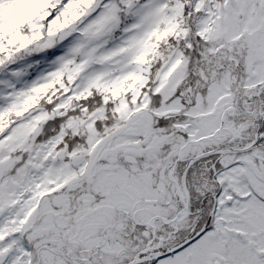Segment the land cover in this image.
Segmentation results:
<instances>
[{
	"label": "snow or ice",
	"instance_id": "1",
	"mask_svg": "<svg viewBox=\"0 0 264 264\" xmlns=\"http://www.w3.org/2000/svg\"><path fill=\"white\" fill-rule=\"evenodd\" d=\"M0 264H264V0H0Z\"/></svg>",
	"mask_w": 264,
	"mask_h": 264
},
{
	"label": "rangeland",
	"instance_id": "2",
	"mask_svg": "<svg viewBox=\"0 0 264 264\" xmlns=\"http://www.w3.org/2000/svg\"><path fill=\"white\" fill-rule=\"evenodd\" d=\"M50 70L51 68L49 67L48 62L44 61L43 63H39L38 66L32 68L31 72L33 73V75H39Z\"/></svg>",
	"mask_w": 264,
	"mask_h": 264
},
{
	"label": "trees",
	"instance_id": "3",
	"mask_svg": "<svg viewBox=\"0 0 264 264\" xmlns=\"http://www.w3.org/2000/svg\"><path fill=\"white\" fill-rule=\"evenodd\" d=\"M44 61L43 60H40L39 63H43Z\"/></svg>",
	"mask_w": 264,
	"mask_h": 264
}]
</instances>
